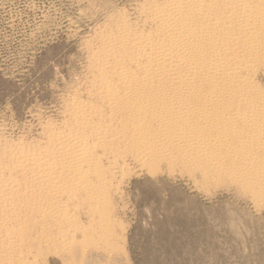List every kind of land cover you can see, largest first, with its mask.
Returning <instances> with one entry per match:
<instances>
[{
  "label": "rangeland",
  "instance_id": "1",
  "mask_svg": "<svg viewBox=\"0 0 264 264\" xmlns=\"http://www.w3.org/2000/svg\"><path fill=\"white\" fill-rule=\"evenodd\" d=\"M149 1L165 7L171 0H0V148L21 142L25 149L35 146L50 150L56 140L53 130L59 133L74 127L72 114L79 102L89 106L88 114L97 126L111 125L127 114L113 113L97 89L105 80L121 98L118 73L139 76L134 61L125 56L121 65L115 64L121 72L104 62L94 63L95 67L91 63L118 35V26L156 36L158 23L148 19L151 13L145 9ZM252 2L263 11L258 18L262 54L255 68L244 69L241 76L260 94L254 101L257 104L264 102V5ZM238 29L242 39L250 36L247 28ZM253 57L245 54L240 59L245 62ZM259 103L253 109L260 110ZM248 108L252 109L241 107L242 115L235 122L248 132L245 136L253 134L242 122ZM224 114L218 111L220 123ZM136 122V116L125 120L124 136L120 144L116 142L115 153H105L98 147L99 140L90 132L92 129L82 134L90 137V146L97 148L95 156L102 158L98 160V176H89L88 191H79L72 197L64 195L55 202L26 203L33 214L10 219V231L14 227L25 230L27 247L21 264H264V170L254 167L240 171L227 157L220 161L222 168L216 163L203 166L174 150V158L157 155L150 163L138 153L126 155L122 145ZM192 122L202 127L198 119ZM155 124L156 129L160 128L159 123ZM166 124L168 129L180 130L173 122ZM207 136L215 140L211 134ZM165 144L173 146L172 141ZM248 158L256 164L264 163V151L253 150ZM5 166L11 167L0 163V168ZM80 169L86 171L89 167ZM72 172L71 176L78 173ZM36 213L38 221L32 219ZM0 259L1 264L10 260L1 253Z\"/></svg>",
  "mask_w": 264,
  "mask_h": 264
},
{
  "label": "bare ground",
  "instance_id": "2",
  "mask_svg": "<svg viewBox=\"0 0 264 264\" xmlns=\"http://www.w3.org/2000/svg\"><path fill=\"white\" fill-rule=\"evenodd\" d=\"M252 1L171 0L168 5L164 4L167 5L165 7H161V5L157 7L156 3L149 1L150 3H146L145 9L146 12L151 13L148 19L158 23L156 36L133 30V28L124 25L118 26V35L111 38L110 44L106 42L109 45L108 48H102V52L96 54L92 59L93 63H91V66L95 67L94 63L104 62L105 66H111L119 72L120 70L116 68L115 64L121 65L125 56L130 57L131 62L134 61L133 63L137 66L136 71L137 68L140 71L139 76H130L131 74L122 76L118 73L120 83H117L123 90L121 98L115 96V92L111 90V83L109 84L105 80H102V84L97 89L102 95L100 97L107 102L106 104L113 113L116 111V113L126 112L127 114L111 125L97 126L96 121L94 122V119L90 118L91 114H88L89 106L84 105V102H79L74 105L76 110H73L72 114V120H75L74 127L67 131H59V133L53 130L52 133L56 140L54 139L55 142L50 146V150L46 148L45 151L35 146L29 148L28 145L29 149H25L26 145L23 146L21 142H11L6 147L4 145L3 148H0L1 165L9 164L11 166L10 168H6V166L0 168V214L2 215V217L0 216V253L10 259L7 264H21L22 255L26 251L25 247L27 246H24L25 230L19 231L14 227V230L10 231L12 228L10 230L8 228L10 219L15 217L16 220H20L33 214V209L26 203H45L62 198L64 195L72 197L79 191H88L90 188L86 184L89 183V176H98L100 173L101 166L98 163L100 158L98 159L94 154L97 148L90 146L87 141L90 137L84 138L82 135L88 129H92L93 131L90 130V132L99 140L98 147L105 153H112L116 150L114 149L116 142L119 143L118 141L124 136L123 123L136 116L137 122L131 125V134L126 140L123 138L125 143L122 145V151L126 155L127 153L128 155L129 153H138L142 155L140 158L144 157L150 163L155 160L157 155L174 158L173 152L179 151L185 159H193L203 166L216 163L222 168L220 161L227 157V160H231L232 167L240 171H248L254 167L264 170V163L256 164L248 158L253 150L262 149L264 151V102L257 101L260 110L253 109L254 105L257 106L254 103L257 97L260 98V94L250 85L251 83H245L244 77L241 76L244 69L255 68L256 62L262 54V39L259 36L261 28L258 18L262 16L263 11H260V8ZM254 1L264 5V0ZM210 20L211 22L206 24ZM238 26L251 31L248 33L250 36L242 39L243 33L241 34ZM135 28L137 27L135 26ZM109 36L108 34V39ZM245 54H252L254 57L250 61L246 60L245 63L240 59ZM127 67L129 69V66ZM99 106L101 107V104ZM244 106L252 107V109L248 108L250 110L245 113L242 122L246 123L248 130H252L253 136H245L248 132L241 130V127L236 126L235 123L242 115L240 109ZM210 110L212 111L209 112ZM218 111L226 113L224 114L226 117L221 118L222 124L217 116ZM194 119H198L200 124L202 123V127L193 126ZM100 120L102 121V119ZM172 122L176 126L179 125L180 130L166 128V123ZM155 123H159L160 128L156 129ZM126 124L128 125V123ZM110 133L113 134L110 136ZM208 134L214 136L215 140H209ZM54 136L52 137L54 138ZM157 141H162V143ZM168 141L173 143L171 148L165 144ZM172 150L174 151L172 152ZM81 167H89V169L85 171L80 169ZM72 171L78 173L71 176ZM262 187L264 188V186ZM38 194L43 195L40 198ZM47 207L50 209L49 205ZM36 208L37 206L35 210ZM36 218L38 216L32 219L38 221ZM34 224L32 223L33 226ZM31 229L33 230L32 227ZM57 230L59 231L60 228ZM55 244L53 243V245ZM44 246L46 245L44 244ZM32 255L34 254L32 253Z\"/></svg>",
  "mask_w": 264,
  "mask_h": 264
}]
</instances>
